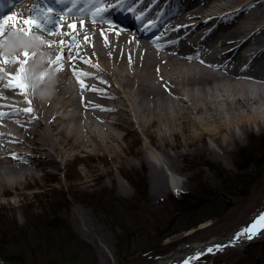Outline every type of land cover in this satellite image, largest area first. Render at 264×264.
Masks as SVG:
<instances>
[{
	"label": "bare ground",
	"instance_id": "1",
	"mask_svg": "<svg viewBox=\"0 0 264 264\" xmlns=\"http://www.w3.org/2000/svg\"><path fill=\"white\" fill-rule=\"evenodd\" d=\"M89 1L93 10L100 2ZM124 1L104 0L103 18L98 15L96 22L76 7L70 12L60 11L49 0H16L0 7V11L6 8L11 11L8 15L20 20L18 25L10 26L5 37L16 28L23 32L27 27L23 20L28 16L38 18L45 25V28L33 26L32 34H41L52 41L51 46L47 45L50 67L57 73L56 92L47 99L37 98L27 79V92L9 87L8 74L18 72L19 65L11 60L4 62L7 55L3 51L4 38H0V196L22 192L39 169L44 170L50 164L59 169L61 162L55 152L67 157L70 152L78 154L90 149L117 150L113 141L120 139L115 131L126 128L131 131L133 117L150 136L152 145L160 148L156 131L151 128L160 127L165 120L177 135L179 131L172 125L175 121L187 132L186 144L203 152L210 150L211 145L205 138L199 142L189 126L193 113L206 116L217 109L212 104L215 98L233 97L245 111L227 117L228 123L237 122L238 128L228 126L221 113L206 122L207 132L216 144L215 154L232 152L242 134L264 130L261 115L264 82L260 81L264 80V71L259 72L264 69V0H177L175 12L166 17V7L159 9L158 19L153 15L158 0H139L136 7L144 12L142 20L153 17L156 25L152 33H163V38L174 36L167 41L153 39L142 21L131 13L128 20L113 17V12H125L116 6ZM49 7L54 11L46 12ZM47 16L52 17L51 23ZM57 22L62 28L57 27ZM72 22L78 26L74 35H70ZM54 31L57 34L53 35ZM60 41L65 44L62 46ZM61 54L64 67L57 71V65L51 61ZM73 68L89 74L83 77L84 87ZM227 89L231 90L224 93ZM29 107L32 112L25 111ZM87 119L88 125L78 123ZM211 120L216 126L211 125ZM179 145L172 146L179 149ZM135 154L141 164L147 160L154 162L149 171L152 194L169 193L170 175L165 174L166 166L175 170L170 181L182 182L177 171L179 156H185L181 151L166 153L167 162L162 166L157 164L161 156L156 150L138 149ZM52 176L57 178L56 174ZM253 223L229 236L185 243L179 250L187 248L191 253L189 260L195 259L197 253L207 252L208 246L230 245L223 244V240L244 245L264 235L262 230L251 239L235 240L237 233ZM177 252L171 255L177 256ZM166 258L169 264L184 263L179 258Z\"/></svg>",
	"mask_w": 264,
	"mask_h": 264
},
{
	"label": "rangeland",
	"instance_id": "2",
	"mask_svg": "<svg viewBox=\"0 0 264 264\" xmlns=\"http://www.w3.org/2000/svg\"><path fill=\"white\" fill-rule=\"evenodd\" d=\"M260 81L263 84L264 80ZM228 90L231 89L224 93ZM215 99L212 104L217 107L216 110L209 111L206 116L193 113L189 124L199 142L202 138L208 141L210 150L201 152L188 146L187 132L173 121L172 125L179 131L175 135L165 120L161 122V129L158 126L151 128L156 131L160 144L158 148L151 144L150 136L133 117L131 131L127 128L115 131L120 139L113 141L117 150L90 149L78 154L70 152L67 157L55 152L61 162L59 169L55 164L48 165L44 170L39 169L37 176L30 178L31 184L24 187L22 192L0 196V250L3 258L8 259L0 258V264H51L52 255L46 252L49 246L55 252L59 251L67 221L78 237L91 245L97 264H152L157 260H166L173 251L182 255L187 248L184 251L179 249L185 243L229 236L255 222L264 215V152L259 150L248 158L242 154L250 151L247 145L253 143V139L257 143L252 149L260 147L259 144L264 142V130L254 129L252 133L242 134L232 152L215 154L216 144L207 132L209 124L206 122L222 115V120L228 126L238 128L239 124L228 123L227 117L245 112L233 97L224 99L218 96ZM261 115L264 116V112ZM78 123L88 125L89 120ZM210 123L216 126L213 120ZM176 143H180L179 149L172 146ZM138 149L158 151L161 156L157 163L159 166L167 162L166 153L181 151L185 156H179L177 171L181 174L182 182H171V173H175V170L166 166L165 174L167 177L170 175V191L152 194L149 171L154 162L147 160L141 164L135 154ZM247 159L254 160L246 162ZM222 167L235 172V177L238 173H255L257 179L254 178L256 181L248 186L236 189L230 186L225 190L222 186L225 179H220ZM52 174H56L57 178ZM137 185H142L140 192H137ZM219 194H226L230 199L221 209L217 207L218 201L215 207L212 203ZM189 196L193 199L190 202L186 201ZM129 201L131 203L126 207L124 203ZM66 203L69 204L68 208L65 207ZM182 203L194 206L192 210L178 214V207ZM100 205L112 209L110 211L114 216L107 218L105 214H98ZM216 207L219 209L217 212ZM204 217L208 218L184 228ZM21 229L25 233L18 232ZM165 233L159 245L157 237ZM31 240L37 242V246L30 249ZM43 247L45 252L41 249ZM116 255L121 258L120 261ZM179 259L186 261L184 257ZM189 262L264 264V235L248 244L238 243L224 246L222 250L205 252ZM58 264L64 263L59 260Z\"/></svg>",
	"mask_w": 264,
	"mask_h": 264
},
{
	"label": "trees",
	"instance_id": "3",
	"mask_svg": "<svg viewBox=\"0 0 264 264\" xmlns=\"http://www.w3.org/2000/svg\"><path fill=\"white\" fill-rule=\"evenodd\" d=\"M257 143V141H254L253 139V143H250L249 145H247V147L249 148V152L247 154L243 153L242 155L244 157H251L252 154L255 155V153H257V151H262L264 152V142L262 143H258L260 145V147H257L255 149H252V147ZM251 160L254 159H247L246 162H250ZM259 162V161H256ZM244 167V166H243ZM246 167V166H245ZM221 173H223L222 175H220V179H225V181L223 182V187L226 190V188H229L230 186L233 189L239 188L241 186H248L250 184H252L254 181H256L257 177H254L255 173H251V174H244L242 175L238 173V176L235 177V172H231L228 169H224L223 167L220 169ZM233 175V176H232ZM257 176V175H256ZM256 178V179H254ZM134 182V181H133ZM134 184H136L134 182ZM142 185H137V192L138 190L141 188ZM140 192V190H139ZM121 199V198H120ZM136 200V199H133ZM191 200H193L190 196L187 198L186 201L190 202ZM117 201H121V200H117ZM140 201H142V199H140ZM217 201L219 202V205H217ZM230 201V199L228 197H226V194H219L218 197H216L215 199L212 200L213 206L215 207L217 205L218 208H222V206H224V204L228 203ZM124 203V202H122ZM131 201L129 202H125V206H127L128 204H130ZM194 205H192L191 203H182L181 207H178V214L182 213L184 210L186 211L187 209L192 210V207ZM65 207H69V204L66 203ZM216 207L215 212H217V210H219ZM66 208V210H68ZM98 208L99 212L98 214H105V216L108 218H111L112 216H114V214H111L112 209H108L105 208L104 205H100ZM94 210V209H93ZM192 212V211H190ZM214 212V216L215 213ZM106 218V219H107ZM208 217H204V218H200L197 221L188 224L185 227H191L192 225H196L197 223H200L202 221H205V219H207ZM61 220V219H60ZM62 221V220H61ZM66 229L63 231L65 232L64 234V238H63V242L61 243V247H58L59 251L55 252V250L52 249V246H49V249L47 250V255H52L50 258L51 264H58L59 260L62 261L64 264H97V259H96V255L94 253L93 248L91 247V245H89L88 243H86L85 241H83L81 238L78 237V234L76 232H74L69 224V222L67 221V225H66ZM115 229V228H113ZM21 233H25V231H23L21 229V231H18ZM165 234H161V236L157 237L158 240V244L160 245L162 239L165 237ZM37 242H35L34 240H31V244L29 245V248L31 246H37L36 244ZM157 246V245H156ZM31 249V248H30ZM43 252L44 251V247L41 248ZM37 251V250H36ZM59 252V253H58ZM45 253V255H46ZM39 256V255H36ZM117 256V255H116ZM3 252L0 250V258H3ZM5 261H7L5 258H3ZM117 259L120 261L121 258L117 256ZM40 262H38L37 264H39ZM42 264H46V263H42ZM50 264V263H49Z\"/></svg>",
	"mask_w": 264,
	"mask_h": 264
},
{
	"label": "snow or ice",
	"instance_id": "4",
	"mask_svg": "<svg viewBox=\"0 0 264 264\" xmlns=\"http://www.w3.org/2000/svg\"><path fill=\"white\" fill-rule=\"evenodd\" d=\"M117 7L120 6V4L116 5ZM105 3L104 0H100L98 3V6L94 8L93 10V21L96 22V17L99 15L101 18H103V13L105 10ZM46 12L51 13L54 10L52 8H46ZM46 19H48L49 23L52 22V17L47 16ZM20 23V20L17 16L15 15H6L3 17V19H0V38H5V33L6 31L10 30V26L18 25ZM23 24L26 25L27 27L23 29V32H21L20 28H16L15 31L23 33L24 35L31 36L32 35V27L35 26L37 28H45V25L38 19V18H33L32 16H28L23 20ZM57 27L62 28V25L57 22ZM71 28V33L70 35H74L76 30H77V24L75 22H72L69 26ZM53 35L57 34L55 31L52 33ZM40 39H43V37H40ZM107 39V37H105ZM47 45L51 46L52 41L47 40L46 41ZM60 44L63 46L65 44L64 41H60ZM35 56L34 52H29L28 50H25L22 55H16L11 58L8 56L4 57V62L7 63L9 60H11L12 63L18 64L19 65V71L16 72L15 74L9 73L8 75L11 77V79L8 81V86L17 88L19 89L22 93L27 92L29 85L25 82L26 81V71H27V65L29 63V58H32ZM53 64L57 65V71L62 69L64 67L63 64V54L57 56L55 60L51 61ZM88 62H91L90 60ZM99 67V65H97ZM73 71L76 72L77 78L80 80L81 87L85 86L84 79L83 77L89 75L86 72L78 71L77 69L73 68ZM31 103V101H29ZM27 112H32L33 109L31 107L25 109ZM2 115V114H0ZM264 230V215L260 216L256 222L251 224L249 227H246L241 230V232L236 234L235 240H241V239H251L256 235H259L260 232ZM223 245L221 244H214L211 246H208L206 248L207 252H214L218 250L223 249ZM203 253H197V257L199 255H202ZM185 264H190L189 261H185Z\"/></svg>",
	"mask_w": 264,
	"mask_h": 264
},
{
	"label": "clouds",
	"instance_id": "5",
	"mask_svg": "<svg viewBox=\"0 0 264 264\" xmlns=\"http://www.w3.org/2000/svg\"><path fill=\"white\" fill-rule=\"evenodd\" d=\"M46 41L41 34L28 36L13 30L3 42V51L7 56L20 55L25 50L35 53L27 65L25 75L33 94L39 99H47L56 92L57 73L50 67L51 53Z\"/></svg>",
	"mask_w": 264,
	"mask_h": 264
},
{
	"label": "water",
	"instance_id": "6",
	"mask_svg": "<svg viewBox=\"0 0 264 264\" xmlns=\"http://www.w3.org/2000/svg\"><path fill=\"white\" fill-rule=\"evenodd\" d=\"M258 237H256V239H257ZM215 239H218L217 237H214V239L213 240H215ZM255 239V240H256ZM215 241H211V242H209V243H214ZM222 243L223 244H231V243H233V240H231V239H229V240H223L222 241ZM248 242H246L245 244H247ZM191 253H190V251H188V253L186 254V255H183L184 257H187V256H189ZM169 257L171 256V257H175V256H173V255H168ZM184 262V261H183ZM177 263H181L180 261H177ZM153 264H169V263H167V261H164V262H162V261H160V260H158V261H155V262H153Z\"/></svg>",
	"mask_w": 264,
	"mask_h": 264
}]
</instances>
